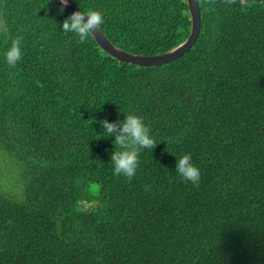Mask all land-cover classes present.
<instances>
[{
  "label": "trees",
  "instance_id": "obj_1",
  "mask_svg": "<svg viewBox=\"0 0 264 264\" xmlns=\"http://www.w3.org/2000/svg\"><path fill=\"white\" fill-rule=\"evenodd\" d=\"M73 1L135 55L192 30L187 0ZM199 4L193 48L142 67L63 32L53 0H0V264H264V0ZM129 113L157 144L131 180L100 124ZM184 154L199 187L175 170Z\"/></svg>",
  "mask_w": 264,
  "mask_h": 264
},
{
  "label": "clouds",
  "instance_id": "obj_2",
  "mask_svg": "<svg viewBox=\"0 0 264 264\" xmlns=\"http://www.w3.org/2000/svg\"><path fill=\"white\" fill-rule=\"evenodd\" d=\"M235 0H226L232 4ZM66 4V0H62ZM103 23V14L98 10L87 12L77 11L72 13L62 22V31L74 33L79 38V43L84 44L90 35ZM7 22L0 19V34L8 35ZM10 45L4 53L5 61L11 68H15L22 59L21 41L22 37L10 38ZM107 137H114V146L120 150L113 151L111 163L113 164L114 175L124 176L131 180L138 168V155L141 149H154L157 144L150 136V128L145 125L143 119L135 114H127L123 120L116 122L100 121ZM176 172L185 181L191 182L199 187L200 170L192 162L191 154H184L176 159Z\"/></svg>",
  "mask_w": 264,
  "mask_h": 264
},
{
  "label": "water",
  "instance_id": "obj_3",
  "mask_svg": "<svg viewBox=\"0 0 264 264\" xmlns=\"http://www.w3.org/2000/svg\"><path fill=\"white\" fill-rule=\"evenodd\" d=\"M55 4L68 14H72L77 11H81L72 0H66V4L62 3V0H53ZM191 17H192V30L187 40L179 46L165 52L161 55L152 57H142L125 52L124 50L116 47L109 39L102 33V31L96 30L93 33V37L98 45L111 57L124 63H131L142 67H153L166 64L168 62L175 61L188 53L195 45L198 37L201 33L203 22L201 7L199 0H187ZM83 12V11H81Z\"/></svg>",
  "mask_w": 264,
  "mask_h": 264
},
{
  "label": "bare ground",
  "instance_id": "obj_4",
  "mask_svg": "<svg viewBox=\"0 0 264 264\" xmlns=\"http://www.w3.org/2000/svg\"><path fill=\"white\" fill-rule=\"evenodd\" d=\"M73 1V0H72ZM54 2V1H53ZM74 2V1H73ZM55 3V2H54ZM57 6V5H56ZM77 6V5H76ZM58 7V6H57ZM78 7V6H77ZM59 8V7H58ZM79 8V7H78ZM59 9H61V8H59ZM80 9V8H79ZM62 10V9H61ZM81 10V9H80ZM82 11V10H81ZM65 12V11H64ZM67 13V12H66ZM70 15V14H69ZM100 29V28H99ZM103 33V32H102ZM104 34V33H103ZM186 41V40H185ZM184 41V42H185ZM183 42V43H184ZM182 44V43H181ZM179 46V45H178ZM117 47V46H116ZM177 47V46H176ZM170 51V50H169ZM125 52H127V51H125ZM168 52V51H167ZM127 53H129V52H127ZM130 54H132V53H130ZM163 54V53H162ZM133 55H135V54H133ZM161 55V54H160ZM138 56H141V55H138ZM155 56H157V55H155ZM142 57H152V56H142ZM129 64H131V63H129ZM134 65V64H133Z\"/></svg>",
  "mask_w": 264,
  "mask_h": 264
}]
</instances>
